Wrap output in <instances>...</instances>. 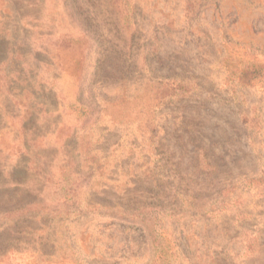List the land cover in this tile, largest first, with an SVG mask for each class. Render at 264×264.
I'll return each mask as SVG.
<instances>
[{"label": "rangeland", "instance_id": "1", "mask_svg": "<svg viewBox=\"0 0 264 264\" xmlns=\"http://www.w3.org/2000/svg\"><path fill=\"white\" fill-rule=\"evenodd\" d=\"M0 264H264V0H0Z\"/></svg>", "mask_w": 264, "mask_h": 264}]
</instances>
